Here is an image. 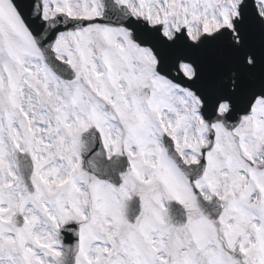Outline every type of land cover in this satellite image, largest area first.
I'll use <instances>...</instances> for the list:
<instances>
[{
    "label": "snow or ice",
    "instance_id": "1",
    "mask_svg": "<svg viewBox=\"0 0 264 264\" xmlns=\"http://www.w3.org/2000/svg\"><path fill=\"white\" fill-rule=\"evenodd\" d=\"M0 264H264V0H0Z\"/></svg>",
    "mask_w": 264,
    "mask_h": 264
}]
</instances>
